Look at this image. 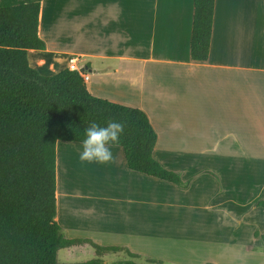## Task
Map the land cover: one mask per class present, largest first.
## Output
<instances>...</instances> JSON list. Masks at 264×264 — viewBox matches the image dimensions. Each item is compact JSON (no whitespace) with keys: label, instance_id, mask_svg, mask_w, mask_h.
Listing matches in <instances>:
<instances>
[{"label":"crops","instance_id":"crops-1","mask_svg":"<svg viewBox=\"0 0 264 264\" xmlns=\"http://www.w3.org/2000/svg\"><path fill=\"white\" fill-rule=\"evenodd\" d=\"M192 19L193 0H41L29 65L88 64L89 92L143 110L153 157L189 180L132 171L118 145L114 162L81 163V142L58 140L55 219L67 238L172 264H264V0H215L204 61Z\"/></svg>","mask_w":264,"mask_h":264},{"label":"trees","instance_id":"trees-1","mask_svg":"<svg viewBox=\"0 0 264 264\" xmlns=\"http://www.w3.org/2000/svg\"><path fill=\"white\" fill-rule=\"evenodd\" d=\"M41 0H0V264H61L62 247L89 243L97 254L123 250L138 264L139 254L89 238H65L56 215V142H81L90 121L106 126L124 121L120 146L127 167L186 188L178 171L153 157L157 134L146 113L91 94L82 74L64 68L43 75L27 60L42 49L38 35ZM215 0H193L190 57L208 58ZM85 68L88 64L84 65ZM264 212V198L256 202ZM264 242V233L254 230ZM149 262H162L147 258ZM67 264H106L99 258Z\"/></svg>","mask_w":264,"mask_h":264},{"label":"clouds","instance_id":"clouds-1","mask_svg":"<svg viewBox=\"0 0 264 264\" xmlns=\"http://www.w3.org/2000/svg\"><path fill=\"white\" fill-rule=\"evenodd\" d=\"M125 130L124 121L109 120L106 126L90 121L84 130L78 160L81 163L108 164L114 162L113 146L120 143ZM59 142V141H57Z\"/></svg>","mask_w":264,"mask_h":264},{"label":"rangeland","instance_id":"rangeland-1","mask_svg":"<svg viewBox=\"0 0 264 264\" xmlns=\"http://www.w3.org/2000/svg\"><path fill=\"white\" fill-rule=\"evenodd\" d=\"M219 182V179L217 180ZM63 230V229H62ZM62 234L65 238V234L62 231ZM99 245H119V246H124L125 245H120V244H101L97 243ZM86 245V246H85ZM128 248V247H127ZM196 255H199L196 254ZM149 256L146 255H140V257L133 258L135 262L138 264H172L169 261H162V262H149L148 258ZM94 258H99L106 264H112L115 261L118 260H125L128 259V256L126 255V252L123 250H118V251H111V252H102L100 254L96 253V250L89 244H82L81 246L78 247H62L58 249L57 251V261L61 264H67V263H78V262H84L90 259Z\"/></svg>","mask_w":264,"mask_h":264},{"label":"built area","instance_id":"built-area-1","mask_svg":"<svg viewBox=\"0 0 264 264\" xmlns=\"http://www.w3.org/2000/svg\"><path fill=\"white\" fill-rule=\"evenodd\" d=\"M66 64H67V67L68 69H74V70H77L79 71V69L81 67H84L83 64H79L78 63V60L76 58L75 55H70L68 58H67V61H66ZM81 73V72H80ZM82 76L85 78H87V73H86V70H84V72L81 73Z\"/></svg>","mask_w":264,"mask_h":264},{"label":"water","instance_id":"water-1","mask_svg":"<svg viewBox=\"0 0 264 264\" xmlns=\"http://www.w3.org/2000/svg\"><path fill=\"white\" fill-rule=\"evenodd\" d=\"M84 70H85V67H81L80 69H79V72H84Z\"/></svg>","mask_w":264,"mask_h":264}]
</instances>
